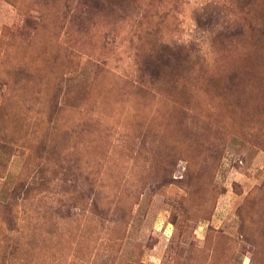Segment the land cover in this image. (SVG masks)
Masks as SVG:
<instances>
[{
  "label": "rangeland",
  "instance_id": "374dc122",
  "mask_svg": "<svg viewBox=\"0 0 264 264\" xmlns=\"http://www.w3.org/2000/svg\"><path fill=\"white\" fill-rule=\"evenodd\" d=\"M0 264H264V0H0Z\"/></svg>",
  "mask_w": 264,
  "mask_h": 264
},
{
  "label": "trees",
  "instance_id": "16d2710c",
  "mask_svg": "<svg viewBox=\"0 0 264 264\" xmlns=\"http://www.w3.org/2000/svg\"><path fill=\"white\" fill-rule=\"evenodd\" d=\"M27 191H29V190H27ZM1 208H4L6 211L8 210V212L10 213V215L12 216L13 214H14V216H13V220L12 219H10V222H13L14 221V226H19V227H15V228H13V229H15L17 232L19 231V229L20 228H24V224H26L28 221H32V219H31V216L29 215V219H27L28 217V215L27 216H24V218H25V221H23V219L20 221V219L19 218H17V211L16 210H9V208H8V205H3ZM26 211H23V213H25ZM17 218V219H16ZM15 219H16V221H15ZM27 219V220H26ZM23 222V223H22ZM21 229V230H22ZM20 232H22V231H20Z\"/></svg>",
  "mask_w": 264,
  "mask_h": 264
}]
</instances>
